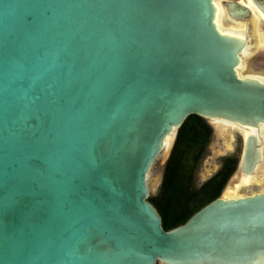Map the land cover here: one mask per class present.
<instances>
[{"label": "water", "instance_id": "95a60500", "mask_svg": "<svg viewBox=\"0 0 264 264\" xmlns=\"http://www.w3.org/2000/svg\"><path fill=\"white\" fill-rule=\"evenodd\" d=\"M214 1L0 0V264H264V188L168 230L148 200L188 115L214 136L264 126V49L239 75L248 41ZM222 3L232 22L252 11ZM260 141L242 139L231 185Z\"/></svg>", "mask_w": 264, "mask_h": 264}, {"label": "trees", "instance_id": "16d2710c", "mask_svg": "<svg viewBox=\"0 0 264 264\" xmlns=\"http://www.w3.org/2000/svg\"><path fill=\"white\" fill-rule=\"evenodd\" d=\"M211 126L196 115L183 121L166 160L159 190L148 200L157 209L165 230L184 223L193 213L220 195L234 170L236 159L224 158L222 168L200 186L194 173L211 136Z\"/></svg>", "mask_w": 264, "mask_h": 264}, {"label": "rangeland", "instance_id": "374dc122", "mask_svg": "<svg viewBox=\"0 0 264 264\" xmlns=\"http://www.w3.org/2000/svg\"><path fill=\"white\" fill-rule=\"evenodd\" d=\"M249 1L251 5L248 7L252 10H255L257 14H260L264 17V12L254 3V1L253 0H249ZM233 10L234 13L241 11V9L237 7L233 8ZM222 28H228V27L222 25ZM241 30H244V33H246L250 47L248 54H246L243 57V68L240 73L244 72L246 69L245 68L246 59L248 58L250 59V57H252L253 53L259 46L258 39H259V35L261 34L260 32H262L261 28L259 27V24L256 23V20L251 15L247 18L245 22V26L241 27ZM218 124L221 127V129L219 128V135L213 136L212 140L210 141V144L209 145L207 144L208 146H206L205 152L194 173V184L196 186H200V184L203 181L209 178V173H211V170L215 169V167L218 165V163L224 156H236L238 159L240 158L243 138L238 134V132L234 131L236 130V128L233 127L232 125H228L225 123H218ZM228 127L231 130L229 135L226 136L225 134L226 131L224 130L227 129ZM242 135L244 136V132H242ZM213 141H215L216 145H212ZM215 152L216 155L213 159L212 155ZM263 153H264V142H263ZM168 155L169 154L165 155L164 152H161L149 170V173L147 175L149 197L155 196L159 190L164 166ZM261 169H262V173H260L259 177H257L256 179L252 178L253 180L249 182L248 181L249 177H245L247 179H244L243 181H248L247 184L241 182L242 179L240 178L234 181L233 184L231 185L230 182L233 179L236 171L234 173L232 172L231 175L226 180L224 186L222 187L220 191V195L222 196L243 195L246 193H251L252 191H259L263 189L264 188V155H263V164L261 165ZM229 187L231 188L229 189V191H227Z\"/></svg>", "mask_w": 264, "mask_h": 264}, {"label": "bare ground", "instance_id": "6f19581e", "mask_svg": "<svg viewBox=\"0 0 264 264\" xmlns=\"http://www.w3.org/2000/svg\"><path fill=\"white\" fill-rule=\"evenodd\" d=\"M245 1V3H246V5H248V6H250L251 4H250V1L249 0H243V2ZM221 2V4H222V7H223V10H224V12H223V18L225 19V22H227V24L228 23H235V24H239L238 22H232V21H230V20H228L225 16H226V9H225V7H224V5H223V3H222V1H220ZM214 3H215V5H216V2L214 1ZM218 13H219V10L217 9V5H216V16H215V21H216V24H217V26H218V28L221 30V31H224V32H226V33H229V34H232V35H238V36H241V37H244V36H242L241 34H235V33H231V32H229V31H225V30H223L221 27H220V25H219V23H218V21H217V19H218ZM251 16H253V18L257 21H260L261 22V31L262 32H260L261 34L259 35V39H258V41H259V46L257 47V49L256 50H263L264 49V33H263V30H264V17L262 16V15H260V14H257V12L255 11V10H252L251 11V14H250ZM247 20V19H246ZM245 21H242V22H240L241 24H243ZM247 41H248V43H247V45H246V47H250V44H249V40L246 38V37H244ZM246 47L243 49V51H242V54H241V59H240V62H239V64H238V66H237V72H238V74L239 75H241L242 73H240L239 72V67L241 66V61H242V56H243V54H244V51L246 50ZM250 59L248 58V59H246V65H245V68H247V66H248V61H249ZM258 64H259V62H257ZM254 64H256V63H254ZM258 64H256V65H258ZM244 68V69H245ZM256 70H259V69H256ZM244 71V70H243ZM264 74V73H263ZM262 74V75H263ZM252 77H255V78H258V79H260L261 81H264V76H258V75H254V76H252ZM216 123H220V122H222V123H225V124H228V125H235V126H238V127H240V128H242V129H244V130H247V132H246V136L248 135V134H250V133H253V134H256V133H258V131H259V129H262V128H264V126L263 125H260L259 127H258V129H254V128H246V127H242V126H239V125H236V124H233V123H229V122H226V121H215ZM230 128L228 127L227 129H225L224 131H226V136H228L229 135V133H230ZM223 131V132H224ZM217 134L219 135V128L217 129ZM259 135V134H258ZM246 136L243 138V140L246 138ZM260 136V135H259ZM260 140H261V136H260ZM260 142H262V140L260 141ZM170 144V137H168V138H166V140H165V146H166V148L168 147V145ZM261 147V146H260ZM263 164V151H262V147H261V162L255 167V170H254V172L252 173V174H250V175H245V174H243V173H241L239 176H237L236 177V180H238V179H242V177L243 176H249V177H252V178H254V179H256L257 177H259V174L260 173H262V169H261V165ZM253 176H255V177H253ZM236 180H234V181H236ZM243 180V179H242ZM233 181V182H234ZM231 187H229L228 188V190L227 191H229V189H230ZM228 195H226V197H227ZM235 196H237V195H234V196H228V197H235Z\"/></svg>", "mask_w": 264, "mask_h": 264}, {"label": "flooded vegetation", "instance_id": "af4514ba", "mask_svg": "<svg viewBox=\"0 0 264 264\" xmlns=\"http://www.w3.org/2000/svg\"><path fill=\"white\" fill-rule=\"evenodd\" d=\"M222 1V0H221ZM215 2H216V5H217V9L219 10V13H218V19H217V21H218V23H219V25H220V27L222 28V25H225L226 27H228V28H222L223 30H225V31H229V32H231V33H235V34H241L242 36H244V37H246L247 39H248V37L246 36V33H244V30H241V27H244L245 26V22L243 23V24H241V23H239V24H235V23H228L227 24V22H225V19L223 18V12H224V10H223V7H222V4H221V2L219 1V0H215ZM256 23H258L259 24V27L261 28V22L260 21H256ZM248 52H249V46L248 47H246V50L244 51V54H243V56H242V61H241V66L239 67V72H241V70H242V68H243V57L246 55V54H248ZM220 123H222V122H220ZM210 126H211V136H210V139H209V143H208V145L210 144V141L212 140V137L214 136V129H213V127H212V125L210 124V123H208ZM233 127H235L236 128V130H234V131H236V132H238V134L241 136V137H245L246 136V132H247V130H244V129H242V128H240V127H238V126H235V125H232ZM242 132H244V136L242 135ZM262 133H263V135H262ZM257 134H259L260 136H261V140H262V142H261V147H262V151H263V142H264V128H262V129H259V131H258V133ZM207 145V146H208ZM263 155H264V153H263ZM226 157H233V158H235L236 159V161H235V166H234V170H233V173L236 171V169H237V167H238V164H239V161H240V158L238 159L236 156H224L221 160H220V162L218 163V165L215 167V169H212L211 170V173H209V178H211L212 176H214L221 168H222V166H223V164H224V158H226ZM245 177H249V176H243L242 177V179L244 180V179H247V178H245ZM209 178H207V179H209ZM206 179V180H207ZM205 180V181H206ZM241 181V182H243L244 184H247L248 183V181L250 182L251 180H253L252 179V177H249V179H248V181ZM205 181H203V182H205ZM202 182V183H203ZM201 183V184H202ZM200 184V185H201ZM198 187V186H197ZM240 187V186H239Z\"/></svg>", "mask_w": 264, "mask_h": 264}]
</instances>
